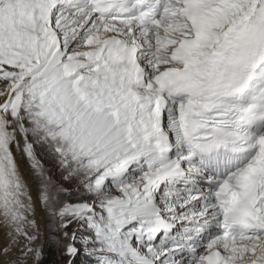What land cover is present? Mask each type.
Instances as JSON below:
<instances>
[{"label":"snow or ice","instance_id":"6c2138e0","mask_svg":"<svg viewBox=\"0 0 264 264\" xmlns=\"http://www.w3.org/2000/svg\"><path fill=\"white\" fill-rule=\"evenodd\" d=\"M0 264H264V0H0Z\"/></svg>","mask_w":264,"mask_h":264}]
</instances>
